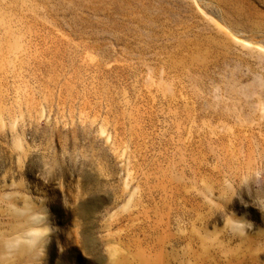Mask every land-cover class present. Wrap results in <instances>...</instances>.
<instances>
[{"label":"rangeland","instance_id":"rangeland-1","mask_svg":"<svg viewBox=\"0 0 264 264\" xmlns=\"http://www.w3.org/2000/svg\"><path fill=\"white\" fill-rule=\"evenodd\" d=\"M0 264H264V0H0Z\"/></svg>","mask_w":264,"mask_h":264},{"label":"clouds","instance_id":"clouds-1","mask_svg":"<svg viewBox=\"0 0 264 264\" xmlns=\"http://www.w3.org/2000/svg\"><path fill=\"white\" fill-rule=\"evenodd\" d=\"M229 227L237 235H246L247 230H249L247 223H245L242 219L234 220Z\"/></svg>","mask_w":264,"mask_h":264}]
</instances>
